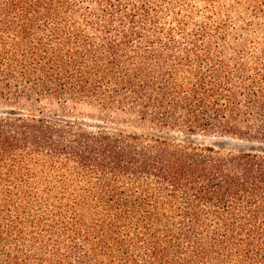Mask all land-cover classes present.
Masks as SVG:
<instances>
[{"label": "trees", "instance_id": "obj_1", "mask_svg": "<svg viewBox=\"0 0 264 264\" xmlns=\"http://www.w3.org/2000/svg\"><path fill=\"white\" fill-rule=\"evenodd\" d=\"M0 264H264V0H0Z\"/></svg>", "mask_w": 264, "mask_h": 264}, {"label": "rangeland", "instance_id": "obj_2", "mask_svg": "<svg viewBox=\"0 0 264 264\" xmlns=\"http://www.w3.org/2000/svg\"><path fill=\"white\" fill-rule=\"evenodd\" d=\"M75 114L77 117L86 118V121L89 118L94 119V117H97V115H98V113L96 112L95 109L89 108V107H84V106L78 107ZM92 125H94V124H92Z\"/></svg>", "mask_w": 264, "mask_h": 264}]
</instances>
